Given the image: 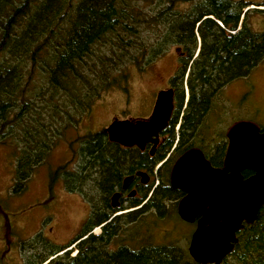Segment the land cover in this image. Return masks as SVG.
<instances>
[{"label":"trees","instance_id":"trees-1","mask_svg":"<svg viewBox=\"0 0 264 264\" xmlns=\"http://www.w3.org/2000/svg\"><path fill=\"white\" fill-rule=\"evenodd\" d=\"M249 4L243 0H0V143L15 152L16 190L24 189L60 136L78 124L101 92L127 88L129 66L143 71L172 45L180 49L172 76L177 83V109L188 88L180 141L191 136L222 87L247 76L264 58V33L251 29L249 8L244 11ZM215 136L219 138L215 155L208 151L205 155L218 164L225 136L223 131ZM80 138L76 168L69 171L63 165L51 180L62 175L66 189L90 203L89 215L67 245L36 234L27 242L30 248L22 264H198L175 244L110 248L122 222L136 221L141 211L112 215L116 209L108 207L107 197L125 174L149 159L137 147L110 141L103 130ZM169 168L158 174L145 209L160 212L165 200L177 202L182 195L170 187ZM250 172L244 170L242 175ZM97 226L101 231L93 234ZM236 239L219 264H264V204L254 221L236 232ZM70 244L76 248L74 255L65 250Z\"/></svg>","mask_w":264,"mask_h":264},{"label":"rangeland","instance_id":"rangeland-1","mask_svg":"<svg viewBox=\"0 0 264 264\" xmlns=\"http://www.w3.org/2000/svg\"><path fill=\"white\" fill-rule=\"evenodd\" d=\"M243 1L250 3L244 9H250L247 21L251 29L264 33V0ZM198 46L197 41V49ZM179 53L180 49L172 45L149 62L143 71L129 66L127 88L113 87L101 92L78 124L60 136L46 161L31 173L22 191L16 190L15 152L12 147L0 143V264H22L30 248L27 242L36 234L62 246L77 236L89 215L90 203L80 194L69 192L62 175L51 180L52 175L63 165L69 171L76 168L81 135L104 131L114 118L145 119L156 92L154 88H159L163 79L174 73ZM242 119L264 125V58L247 76L222 87L208 113V138L215 137L217 131L224 134L231 122ZM175 202L167 199L160 212L144 208L136 221L122 222L110 248L126 245L138 249L146 244H175L189 254L187 247L194 224H187L177 216ZM131 210H116L112 215H124L123 212H133ZM100 231L97 226L92 233L99 234ZM65 250H70L72 255L76 252L74 244Z\"/></svg>","mask_w":264,"mask_h":264},{"label":"water","instance_id":"water-1","mask_svg":"<svg viewBox=\"0 0 264 264\" xmlns=\"http://www.w3.org/2000/svg\"><path fill=\"white\" fill-rule=\"evenodd\" d=\"M172 109V90H161L147 119L114 118L104 131L110 141L123 147L143 149L151 143L152 152ZM225 136L228 143L222 167H213L199 149L190 148L170 172V186L184 193L177 201V214L195 224L187 251L198 264H219L237 241L236 232L252 223L264 204V128L260 130L252 120H235ZM244 170L252 174L243 177ZM137 174L146 176L142 171ZM129 179L125 177L124 183ZM117 196L112 194V206Z\"/></svg>","mask_w":264,"mask_h":264},{"label":"flooded vegetation","instance_id":"flooded-vegetation-1","mask_svg":"<svg viewBox=\"0 0 264 264\" xmlns=\"http://www.w3.org/2000/svg\"><path fill=\"white\" fill-rule=\"evenodd\" d=\"M172 76H173V73L169 74L165 79H163V83L159 88H154V91L156 92L153 98L151 108L149 110L148 115L144 117L145 119H147L150 116L157 93L161 90L171 89L172 98H173V109L168 118L167 125L158 133L157 143L152 152H150L153 146L151 143H146L143 149H139L140 151L146 154L147 158L149 159V162H145L140 167L135 168L132 171V173L125 174L121 178L119 185L107 197V205L111 209H116L119 211H126L128 209H132L131 211L133 212L142 211L145 204L147 203V198L149 196V193L154 187L158 185V181H159L158 174L163 171L162 170L163 168H166L167 165H170V168H169V177H170L171 168L174 162L177 160V158L180 155H182L188 149L190 148L199 149L203 153L205 158H206L205 151H208L209 153H211V156L215 155L214 149L216 147V144H213V143L214 141L215 143L218 142L216 141L217 137L216 136L212 137L211 140L213 141H211V144H208L209 136L207 135V130H209V127H210V124L208 121L209 112L207 113L206 117L204 116L205 118L201 120V122L199 123L200 126L191 133L192 135L180 141L179 126L182 122V116L184 112L183 110L185 108L186 101L188 98V88L185 86V88H187L186 98H185V93H184V98H183L184 103L179 109H177V105H178L177 98H176L178 94V90L176 87L177 83H175L174 80L172 81ZM259 126H260V130H263L264 125L263 126L259 125ZM170 138L172 140H170ZM227 143L228 141L225 138L224 145H223V155H222L221 161L218 164L210 163L213 167H222L223 158H224L225 151L227 148ZM137 171H142L146 173V176L142 177L138 175ZM251 174L252 172H250L247 176ZM127 176H129L130 179L126 183H124V178ZM142 178H144L145 181H142ZM169 184H170V181H169ZM147 188L148 189L150 188V191L146 195H144V192ZM173 189H176V188H173ZM113 193H118L115 206H112L111 196ZM183 195L184 193L182 192V195L180 196V198ZM176 205H177V202L175 204V210H176ZM123 213L127 214L128 212H123ZM117 215H121V214H117Z\"/></svg>","mask_w":264,"mask_h":264},{"label":"bare ground","instance_id":"bare-ground-1","mask_svg":"<svg viewBox=\"0 0 264 264\" xmlns=\"http://www.w3.org/2000/svg\"><path fill=\"white\" fill-rule=\"evenodd\" d=\"M256 9V8H255ZM250 10V9H249ZM263 10V9H262ZM184 93H187V88H185Z\"/></svg>","mask_w":264,"mask_h":264}]
</instances>
